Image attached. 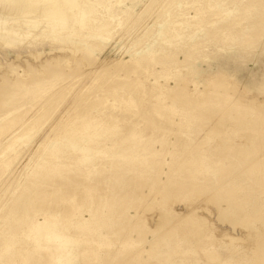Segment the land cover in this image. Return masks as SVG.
<instances>
[{
  "label": "rangeland",
  "instance_id": "rangeland-1",
  "mask_svg": "<svg viewBox=\"0 0 264 264\" xmlns=\"http://www.w3.org/2000/svg\"><path fill=\"white\" fill-rule=\"evenodd\" d=\"M96 4L98 14L111 26L69 31L64 39H58L68 41V49L63 52L65 59L59 60L60 64L55 61L50 72L13 85L18 88L13 97L25 104H32L35 98L53 87L58 89L57 97L43 104H50L51 113L48 109L42 114L37 109L27 110L7 128L5 136H0V143H4L7 134L16 133L21 126L23 129L28 121L27 130L13 134L15 139L0 152V160L14 157L18 152L17 158L24 156V159L16 168L23 167L36 150V142L59 115L67 107L75 114L72 104L90 80V76L80 79V72H89L105 58L135 63L130 64V69H124L127 71L120 69L114 73L121 78H128L127 75L135 78L140 87L141 82L146 83L142 85L149 87H141L138 93L141 102L146 101L143 106L150 102L155 106L159 98L157 104L165 101L171 105L170 109L166 108L170 113L154 107L162 116L146 120L134 108L124 109L113 96H109L106 103L91 108L92 111L88 109L97 114L99 111L98 115L103 113L101 121L97 119V123H92L98 133L92 124L93 129L84 130L78 124L80 135L71 143L85 151L87 160H68V175L62 171L66 160H51L55 162L51 167L47 165L48 160H37L27 173L26 182L32 181L30 185H33L42 175L51 172L52 177L68 176L71 180L77 177L81 181L84 178L89 184L92 182L91 185L100 182L104 188L97 189L91 196L87 192L83 195L81 188H77L76 183L69 184L68 179V190L15 191L14 204L9 207L4 201L8 194L0 188V206H6L0 207V215H6V218L0 216V264H264V220L258 218L264 205V171L256 167L251 171L249 167V161L264 163V0H99ZM171 6L173 11L169 10ZM165 7H168L166 12ZM31 38L40 41L35 51H63L60 46L64 45L44 35ZM91 40L98 41L91 47L98 60L89 59L86 57L89 54L81 50ZM13 47H7L8 51ZM17 47L15 45L13 50H19ZM105 79L100 82L109 83ZM177 81L179 87L174 93L168 92ZM158 85L160 87H156ZM108 86L97 88L92 97L102 96L109 92L108 88H114L113 84ZM154 91L157 96H151ZM1 101L2 98L0 109L5 112ZM198 105H201L200 110ZM187 109H190L189 116ZM85 114L76 121L85 122ZM102 119L104 123L107 120L108 127L101 123V129ZM174 119L179 124L174 125ZM198 139L213 155L201 175L192 172L188 165L184 167L187 157L189 162L197 160L199 151L195 152L194 145L197 146ZM86 144L94 147L84 148ZM100 144H106V149H101ZM161 147L163 153L167 150L170 153L161 155L162 160H159L160 154L150 153L151 158L150 148L161 150ZM186 148L189 152L192 149L194 155ZM120 150H127L126 156L119 157ZM105 152L106 157L101 156ZM176 154L179 158L186 155V158L182 156L180 160ZM187 154L192 157L189 159ZM200 180H203L202 185L198 184ZM232 187L242 203L240 208L238 205L227 210L229 204L222 202L226 208L222 214L213 197L226 195ZM67 192L68 197L61 196ZM198 215L203 216L204 227L194 231L183 227L184 224L194 225L195 221L189 220ZM13 225L28 231L36 240L9 243L4 237L8 227ZM143 247L149 251L142 252Z\"/></svg>",
  "mask_w": 264,
  "mask_h": 264
},
{
  "label": "bare ground",
  "instance_id": "bare-ground-1",
  "mask_svg": "<svg viewBox=\"0 0 264 264\" xmlns=\"http://www.w3.org/2000/svg\"><path fill=\"white\" fill-rule=\"evenodd\" d=\"M90 1L89 0H0V69H1V71H0V84L1 85L3 83L5 84L4 86L3 85L2 86L0 85V98H2V101H1L2 104H3L2 107L6 108V111L5 112L1 111L2 109H0V111H1L0 112V117H3V119L0 120V136H1V138H2V135H4V132H6L7 128L10 125H12L14 122L17 121V119H18L17 117H19L20 115H22L25 112H27V110H36L37 109L40 112V114H42L43 112H45L47 109L50 111V108H49L50 107V104L48 106H44L43 104L46 101L49 102V103H51L53 100L55 101L56 100V97H57V95H55V93H56V91L58 89L56 87H53L51 89V91H45L43 94H41V96L35 98L32 101V104H25V102L24 101H20L19 98L13 97L15 95L14 92L15 91H18L17 90L18 88H16L13 85L14 84L16 85V83L18 81L20 82V80H23L25 78L26 79L27 78L28 79L29 78L34 79L38 75L39 76H42L43 74H46V73L50 72L51 71V68H52V66H53V64H54L55 61H56L57 64H58V62L60 64V61L62 59L63 60L65 59V57L63 56L64 55V53H63L64 50L65 49L66 50L68 49V47L66 46L68 44V41L67 40L60 41V40L61 39H64L63 37H65L66 35H68V32L69 31H75V30H80L81 31L82 28H84V27H87V28L91 27L89 29L92 30L94 27H96V28H98V27L99 28H105V27L111 26L108 21H104L103 18L101 17V15L98 14L99 9H98L96 3L99 0H95V2L94 1L92 2V0H90ZM157 8H159V7H157ZM167 8H166L165 12L167 11ZM169 10L173 11L172 10V6H171V9H169ZM176 14H178V13H176ZM157 15H159V14H157ZM35 35H44L47 38L51 39L52 42H54V41L59 42L60 44L64 45V46H60V48L63 51L62 52L61 51L60 52H53V51L46 52L45 50H43V51H37L36 50L35 51L34 50V47L38 43L40 44V41H38L35 38L29 39V37L35 36ZM60 37H61V39L58 40ZM26 39H28V40L26 41ZM95 41L96 40H91L90 42L86 43V46H84L83 48H81V50H82L83 53L89 54V56H87L86 54H84V56L86 55V57H88L89 59H93V60L94 59H97L96 56L93 55V51H92V48H91L92 46L98 44V43H96L98 41H96V42ZM21 44H24V46L23 47L22 46L20 47L19 45H21ZM15 45L18 46L17 48L20 47L19 50H16V51L13 50L14 47H15ZM9 46H14V47H13V49H9V51H8L7 47H9ZM12 50L14 51L13 52V55H10ZM107 59L105 58V60L103 59L102 61H99V63H97V60L98 59L95 60L96 61L95 64L97 63L98 66H95V68H93L89 72L88 71H82V72H80V75L78 74L79 75L78 77L80 79L81 78H85L86 76L87 77L90 76V80L87 81V83H85L86 85L83 86V89L81 88L82 91L79 93V96L76 95L77 96V99L75 98L76 99L75 102L72 101V102H74V104H72L73 107L72 106L71 107L74 110H76V112H75L76 115L75 114L73 115L70 112L71 109L69 107H67V109L65 110V112H63L61 115H59V118L52 124V126H50V128L46 131V133H44L43 136L41 138H39V140L37 139L38 142L35 141L36 142V150L33 151L32 154L29 156V159L30 160L28 162L22 164L23 167L16 168V166L18 165L17 163L20 160L22 161V159H24V156H21V157H23L21 159L17 158L18 157V152H16V154H15L14 157H9L7 160H0V182H1L0 183V186L1 187L0 188H3V190H5L4 193L6 195L8 194V197L4 199V201H5V203H6V205L8 207L9 206H12L14 204V201L15 200L12 197H14L16 195V192L15 191H19V190H23V189H31V190L38 189L39 192L40 191H44L45 192L47 190H52V189H57V188H59L61 190L62 189L68 190V186H69L68 185V179L71 180V178H68V176H64V175H68V171L70 170L69 169L67 171V169H68V162H69L68 160H72V162H73V160H87V158H85L86 157L85 156V151L83 149L80 150L79 148H75V147L71 146V143L74 142L75 140H78L77 138L79 137L78 135H80V133L78 134L77 131L79 130V125L80 124H81V129L84 130L86 127H90V125L92 123H94V124L97 123L96 120L97 119L100 120V117L101 118H104V117H102L103 116V113H102V115H98L99 114V111L97 110L98 111V114H97V112L95 111V109H94V111L96 113H93V112H91L93 110L91 108L98 107L101 104L106 103L109 96H111V97L113 96L114 99H116L117 101H119L118 104H120V103L123 104L124 105V109L129 110L131 108L132 109L134 108V111L136 110V112L139 113L141 116L144 115L146 117V120H153L156 117L162 116V113L159 112L158 110L155 111L154 110V107H157L159 109H166V108H169L170 109L171 108L170 107L171 105L169 106L168 104H166L167 102L165 103V101L163 99H162L164 101L163 103L160 102L159 104H157L158 103L157 101L159 100V98L156 99V97L154 98V100L156 99L155 100V102H156L155 103L156 104L155 106H154L153 102H150V100H149L150 103L148 102L149 104H151L149 107H148L149 104L143 106L146 103V101L144 100L145 103L143 104L141 102V99L138 97V93H140L141 87L146 89L149 86L146 85V87H144V85H142L144 82L143 83L141 82V87H140L139 83L137 84V82L134 81V80H136L135 78H131L128 75H127L128 78H121V77H119V75L117 74V72L114 73V71H117V70H120V69H123V70L124 69H128L129 67H131L132 64H135V63H133L132 61H126L127 63H124V62L122 63L121 59H111V60H107ZM93 62H92V65H93ZM124 71H127V70H124ZM112 74H114V75H112ZM78 77H76V79H79ZM103 78H106L107 79V80L105 79L106 82L109 81L110 84L109 83L100 82V80L103 79ZM138 79H140V78H138ZM175 79L177 80V78H175ZM167 80H168V78H167ZM112 84L114 85V88H111V87L108 88L109 89L108 90L109 92H106V94H104L102 96H99V97H95V98L92 97L93 96L92 94L94 93V91L97 88H100V87L101 88L109 87L108 85H112ZM144 84H146V83H144ZM155 84L156 83H154V86H155ZM164 84H160V85H164ZM167 84H168V82H167ZM179 85H180V83H179V81H177L176 85L175 86H172V87H169L167 91L174 93L173 91L176 90L179 87ZM164 86H167V85H164ZM156 87H160V86L158 85ZM161 87H163V86H161ZM151 89H153V87ZM180 89H183V88H180ZM147 90H150V89H147ZM154 90H156V89H154ZM159 91H157V93ZM3 92H5V95H3ZM163 92L165 93V90ZM151 93L152 92H150V94ZM155 93L156 92L154 91L153 92L154 95L151 94V96H157V95H155ZM159 93H161V92H159ZM1 95H3V97ZM176 95H178V94H176ZM150 98L152 99L153 97H150ZM176 98H177V96H176ZM110 99H113V98H110ZM237 99H238V97H237ZM116 100H115V102L117 103ZM188 100H190V99H188ZM191 101H192V98H191ZM179 102L180 101H178V103ZM250 102H252V100L249 101V103ZM232 103H234V102H232ZM110 104H112V103H110ZM186 104H187V102H186ZM200 106L199 107L196 106V107L199 109V108H201ZM192 107H193V105H192ZM192 107H191V109H192ZM186 108H188V107H186ZM203 108H204V106H203ZM203 108L201 110H203ZM88 109H91V111L88 110ZM169 109H166V110H168V112H169ZM180 109H178V110H180ZM68 110H69V113H68ZM74 110L72 111L73 113H74ZM178 110H177V112H178ZM187 110H188V114H186V115L189 116V110L190 109H187ZM172 111H173V109H172ZM185 111H186V109H185ZM39 112H38V115H39ZM85 112H86V114H85V116H83V119L85 118V120H84L85 122H83L84 124L82 123V121H80V119L78 121H80L81 123H78L76 121V118L78 116L79 117L82 116ZM100 112H101V110H100ZM163 112H166V111H163ZM183 112L184 111L182 110V114H183ZM50 113H51V111H50ZM105 113L106 112H104V114ZM179 113H175V115H177V114L179 115ZM128 114L130 115L129 111H128ZM131 114H133V113L131 112ZM182 114H181V116L183 118L184 115H182ZM38 115H36V116L38 117ZM48 115H50V114H48ZM195 115H193V116H195ZM163 116H165L164 113H163ZM35 119H34V121H35ZM90 120L91 121H94L95 120V121L94 122H91ZM181 120H180V123H181ZM105 122L107 123V120L106 119H105ZM27 123H28V121L25 123V125H23L24 126L23 129H22V126H21V129L20 128L19 129H16V133H13L12 132L9 135L7 134L8 132L6 133L8 136L6 135V137L4 138V140H3L4 143H0V152H3L4 149L7 148L10 145V143L15 139V138H13V136L15 134H17V133L18 134H21L25 130H27V128H28L27 125H26ZM101 123H103V125L104 124L106 125V123H104V121L102 119V122H100V124L98 123L99 124V127H101L100 126ZM94 124H92L91 126H93ZM98 124L96 126H98ZM148 124H151V123H148ZM175 124L176 125L179 124L178 120H175L174 121V125ZM32 125H35V124L33 123ZM183 125H186V124H183ZM93 127L95 129V126H93ZM104 127L105 126H103V128ZM109 127H110V124H109ZM184 127H187V125L184 126ZM90 128H92V127H90ZM101 129H102V127H101ZM95 130H97V133H98V128L95 129ZM108 130H109V128H108ZM93 133H95V131ZM97 133H96V135H97ZM132 133H133V131H132ZM27 134H28V132H27ZM103 134H105V133H103ZM134 134L135 133H133V135ZM31 135H33V134H31ZM31 135H30V139L32 137ZM101 136H103V135L101 134ZM130 136H132V135H130ZM134 136L136 137V135H134ZM95 137H93V138L95 139ZM99 139H101V137H99ZM199 139L203 140L202 137H199ZM199 139H198V141H199ZM132 140L133 139L131 137V141ZM33 141L31 140V142H33ZM170 142L171 141H169V143ZM200 142L201 141L198 142L197 146L194 145V148L196 147L195 148L196 149L195 152L199 151L198 152L199 153V156L197 157V160L194 159L191 162H189V161H187L188 157L186 158L185 157L186 155H183L182 154V156H184V158H186V159L183 158L184 160H186V161H184V167L187 166V165L190 166V167H192V172H194L196 175H201L205 171L206 165H208L207 164V161H210V159L213 157L212 154H209L206 151V147H203V145H201L202 143L199 144ZM203 142H204V140H203ZM118 143H120V141H118ZM121 143H123V142H121ZM165 143L167 145V141ZM103 144H104V142H103ZM124 145H126V144H124ZM100 146H101V144H100ZM87 147L90 148V147H94V146H92L90 144H86L84 146V148H87ZM106 147L107 146L105 144L104 146H101L100 148L104 150V149H106ZM119 147L120 146H118L117 148L119 149ZM129 148H130V146H129ZM135 148H136V146H135ZM161 148H162L161 150L160 149H156V148L155 149L150 148L152 151L149 149L151 151V152H149V155H150V153H153L154 154L153 156H156L155 154H158V155L160 154L159 155L160 156V159L159 160H162L161 157L163 156V154L165 155L166 153H170V151L167 150V151H165V153H163V150L164 149H163V147H161ZM192 149H193V147H192ZM192 149H189L190 152L193 151ZM183 150H182V152H183ZM186 151H187V148H186ZM187 152L190 154L189 151H187ZM193 152H192V154L194 155ZM97 153L100 154V152H97ZM126 153H127V150L126 151H124V150L121 151L120 150L119 155L120 154L121 155L119 157L126 156ZM158 155H157V157H158ZM176 155L178 156V154H176ZM101 156L106 157V152L104 154H102ZM150 156L152 158V155H150ZM182 156H181V158H182ZM188 156H189V159L192 157V156L190 157V155H188ZM89 157H92V156L90 155ZM176 157H174V159ZM178 158H179V156H178ZM181 158H179V159L181 160ZM37 160H48L47 165H50V167L53 166L52 165L53 163H55L54 161L51 162V160H66L65 168H62V166L61 167L59 166L60 167V170L62 168V171L64 172V175H63L64 177H61V175L60 176H54V177H52L51 172H50L49 174L47 173V175H45V176L42 175V177H41V179H40V181L38 183H33V185H30L32 181L30 182V184H29L28 181L26 182V177L28 175L27 173H30L31 172V170L33 168V165L35 163H37ZM157 160H158V158H157ZM164 160H165V158H164ZM175 161H177V160H174V162ZM255 161L257 163H255ZM255 161H249V163H250L249 164V167H250L251 171L255 167L257 168V170L259 169L261 171H264V163L263 162H260L259 160H255ZM163 163L164 164H167V161H164ZM19 164L21 165V163H19ZM55 166H56V164H55ZM57 168L58 167H56V169ZM17 169H18V171H17ZM45 169H46V167H45ZM56 172H59V171H56ZM160 173H162V172H160ZM160 177H161V174H160L159 178ZM82 179L83 180L81 181L77 177L76 178L74 177V180L72 179L74 182L71 183V181H72L71 180L69 184L72 185L73 183H76L75 185H78L77 188H81V192H82L83 195L86 194V192H87V195L89 194V196H91V195L94 194V192H96L97 189H103L104 188L103 185L99 184L100 182L98 184H92L91 185L92 182H90V184H89L88 182H86L87 179H84V178H82ZM196 179H197V177H196ZM21 183H22V185H21ZM198 184L202 185L203 184V180H200V182ZM93 190H95V191H93ZM227 192L228 193H226V195L225 194H222L224 196H217V195H215L213 197V199H215V202L216 201L218 202V204L220 206L219 209L221 210V213H222V210H226V208L228 210V207H237L239 205V208H240V204L242 203L241 201H239L237 199V195L238 194L235 191V187H232V189H229ZM74 194L72 196H74ZM62 195L68 197V192L67 193H62L61 196ZM4 201H3V203H4ZM224 201H226V203L229 204L225 209H224V207L222 205V202H224ZM15 204H16V202H15ZM218 204H216V205L218 206ZM3 205H4V207H6L5 204H3ZM3 205H2V207H3ZM5 210L4 211L2 210L4 212V214H5ZM233 210H235V209L233 208ZM3 212H2V214H3ZM6 212H7V210H6ZM229 212H231V211H229ZM224 213L225 212L223 211L222 214H224ZM226 213H228V212H226ZM0 214H1V211H0ZM185 215L187 216V212H186ZM1 217L6 218V215H2ZM258 218L264 220V205H263V209H261V211H260V214H259ZM202 219H203V216H199V215L196 216L195 219H193L191 217L190 220H189V222L195 221V224L194 225H190V226H188L187 224H184L183 227L184 228L185 227L193 228V231L196 230V229H198V228L201 229L202 227H204L203 226L204 225V221H202ZM220 220L221 219L219 217V221ZM12 228H13V230H11ZM12 228L11 227L10 228L8 227V230H9L8 232L10 234L7 232V233H5L6 236L4 237V239L6 241H8L9 243H14L15 241L20 240V242L23 244V243H26L27 240H28L27 243H30L31 242L29 240H32V239L34 240V236H31L29 233H27L28 231L27 232H24L22 230L17 229V225H13ZM190 231H192V229ZM193 234H194V232H193ZM195 235H197V234H195ZM35 240H36V238H35ZM144 251L145 252H148L149 250H146L143 247L142 248V252H144ZM23 252H25V250Z\"/></svg>",
  "mask_w": 264,
  "mask_h": 264
}]
</instances>
